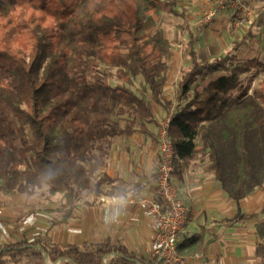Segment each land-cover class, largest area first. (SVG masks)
Returning <instances> with one entry per match:
<instances>
[{
	"label": "trees",
	"instance_id": "1",
	"mask_svg": "<svg viewBox=\"0 0 264 264\" xmlns=\"http://www.w3.org/2000/svg\"><path fill=\"white\" fill-rule=\"evenodd\" d=\"M179 0H0V190L32 195L47 185L65 193L66 224L84 191L101 194L111 181L96 177L117 136H151V101L113 86L102 67H117L127 84L141 75L153 101L162 100L174 56L157 29L161 14L179 16ZM210 24L192 34L191 68L174 101L170 135L175 168L207 155L222 189L237 202L263 186L264 81L241 76L264 63L236 64L243 42L224 57L201 63L197 47ZM249 35H251L249 33ZM216 75H219L216 77ZM201 80L207 84L198 90ZM193 95L191 96V94ZM138 129V130H137ZM198 141L202 150L198 149ZM208 150V152H207ZM160 201V198H157ZM264 217L262 210L248 220ZM256 257L264 264V221L256 225ZM192 238L190 243L194 242ZM180 244V243H179ZM178 244V249H179ZM0 264H151L112 239L61 246L48 236L0 247Z\"/></svg>",
	"mask_w": 264,
	"mask_h": 264
},
{
	"label": "crops",
	"instance_id": "2",
	"mask_svg": "<svg viewBox=\"0 0 264 264\" xmlns=\"http://www.w3.org/2000/svg\"><path fill=\"white\" fill-rule=\"evenodd\" d=\"M132 136L112 141L111 151L97 174V179L106 176L111 181L102 184L100 195L90 190L80 194L74 216L66 224H54L62 218L60 213L50 216L32 213L30 220L34 221L25 224L28 219L25 207L1 200L0 247L24 239L30 241L36 233L61 246L112 239L150 261L155 241L154 218L139 208L138 200L159 198L158 168H143L156 158L153 153L147 155L145 149H133ZM197 143L202 150L200 141ZM173 183L189 210V234L180 240L178 249L182 264H261L256 257V225L264 217L248 218L262 210L264 188H257L240 202L231 199L216 179L207 155L202 153L176 168ZM192 238L196 239L190 243Z\"/></svg>",
	"mask_w": 264,
	"mask_h": 264
},
{
	"label": "rangeland",
	"instance_id": "3",
	"mask_svg": "<svg viewBox=\"0 0 264 264\" xmlns=\"http://www.w3.org/2000/svg\"><path fill=\"white\" fill-rule=\"evenodd\" d=\"M178 10L179 16L161 14L157 23V29L164 33L174 50V56L165 76L166 86L162 95L163 102L165 104L172 102V107L167 108L153 101L151 94L145 89L141 75L131 76V83L127 84L119 77V70L122 68L102 67L110 74L109 81L113 86H128L139 96L151 101L154 106L155 122L148 125L151 136L145 134L142 136L138 131L132 136L133 149H145L144 152L147 155L153 153L156 158L153 164L150 160L143 168H159V123L171 112L180 110L188 102L184 100L179 104L174 101V98L182 77L191 68L189 43L192 34H195L200 27L210 24V27L203 31L197 47L201 63L224 57L239 42L243 44L235 52L238 56L237 65L243 66L254 59L264 63V0H179ZM210 14H214L213 17L209 18ZM251 78H254L252 90L259 89L264 81V70L254 68L251 72L242 75L243 85H247ZM206 84L207 81L201 80L196 86L198 90H201ZM118 140L120 136L112 139L113 142ZM134 144L140 145L141 148ZM260 178L264 188V171ZM1 200L13 202L16 206L22 205L25 207L28 218L33 214L36 216L59 215V210L66 203L65 193L54 194L47 185L35 189L32 195L7 194L0 190V204L3 203Z\"/></svg>",
	"mask_w": 264,
	"mask_h": 264
},
{
	"label": "built area",
	"instance_id": "4",
	"mask_svg": "<svg viewBox=\"0 0 264 264\" xmlns=\"http://www.w3.org/2000/svg\"><path fill=\"white\" fill-rule=\"evenodd\" d=\"M213 15L210 14L209 18ZM172 117L173 112L167 115L165 120L160 121L158 129L160 157L156 187L160 201L149 197L138 200L139 208L154 218L155 241L150 257L151 264H182L178 244L189 234V210L173 183L176 149L170 135ZM30 218L25 224L34 221ZM40 237L41 233H36L30 241Z\"/></svg>",
	"mask_w": 264,
	"mask_h": 264
}]
</instances>
